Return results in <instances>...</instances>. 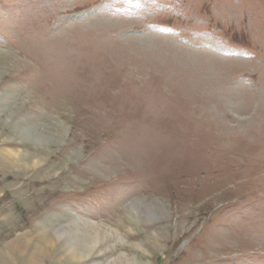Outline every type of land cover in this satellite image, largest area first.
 I'll use <instances>...</instances> for the list:
<instances>
[{
  "label": "rangeland",
  "instance_id": "obj_1",
  "mask_svg": "<svg viewBox=\"0 0 264 264\" xmlns=\"http://www.w3.org/2000/svg\"><path fill=\"white\" fill-rule=\"evenodd\" d=\"M32 262L264 264V0H0V264Z\"/></svg>",
  "mask_w": 264,
  "mask_h": 264
},
{
  "label": "bare ground",
  "instance_id": "obj_2",
  "mask_svg": "<svg viewBox=\"0 0 264 264\" xmlns=\"http://www.w3.org/2000/svg\"><path fill=\"white\" fill-rule=\"evenodd\" d=\"M43 237L41 236V239ZM47 240L43 242L44 244L42 246L40 245V247H37L38 249L36 248V245L34 244L35 245V249H37V252L44 253V252H46V250H48V249H50L52 247V242H50L49 240L47 241ZM39 242H41V241H39ZM36 244H38V243H36ZM91 244H95V241L88 238V239H85V241L83 242V244L81 243V245L80 244L75 245V246L74 245H72V246L71 245H64L66 247L65 253L72 259L83 258L85 256L84 255L85 254V250L89 249L91 247L90 246ZM39 248H41V249H39ZM35 256H36L35 252H34V254H31V258H33V260H35ZM31 258H29L30 261H31ZM34 263H36V261ZM34 263L32 262V264H34Z\"/></svg>",
  "mask_w": 264,
  "mask_h": 264
}]
</instances>
